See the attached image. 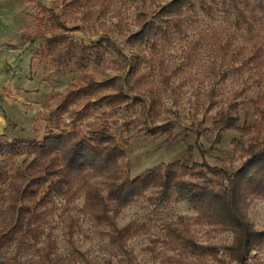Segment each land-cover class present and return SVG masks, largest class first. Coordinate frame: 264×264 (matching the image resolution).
<instances>
[{
	"label": "rangeland",
	"instance_id": "374dc122",
	"mask_svg": "<svg viewBox=\"0 0 264 264\" xmlns=\"http://www.w3.org/2000/svg\"><path fill=\"white\" fill-rule=\"evenodd\" d=\"M71 1L0 0V72L9 74L12 86L22 97L18 103L15 90L5 88L12 105L9 110L13 113L9 119L10 137L43 139L57 106L75 87L117 75L134 85L133 91L125 88L130 95L128 104L113 110L108 104L98 103L99 97L110 93L108 86L96 88L94 93L83 92L71 105L83 118L75 122V115L65 113L61 125L68 129L76 125L88 131L100 129L107 121L116 136H131L128 151L133 175L180 158L187 145L197 142L200 132L203 135L199 142L209 149L213 136L207 129L212 128L217 114L230 103L239 105L240 125L254 122L257 115L250 101L264 91V9L260 8L264 0H249L254 11L245 10L248 21L242 23L241 29L235 26V10L224 6L221 0H207L212 11L203 10L197 4L195 9L187 10L186 33L175 34L170 41L161 40L156 52L131 42L129 37L141 28L137 19L140 13H150L149 19H152L155 12L171 0H113L99 15L100 0H92L80 10L72 6ZM239 5L244 9L245 2L239 0ZM58 25L65 27L62 33L70 40L102 47L89 50L81 67L75 63L55 64L46 52V44ZM205 30L210 34L216 32L218 40L203 43L198 50L200 55L190 60L186 55L188 47L199 32ZM220 45L225 51L219 49ZM159 58H163L167 66L169 85L164 84L159 73L156 64ZM137 60L140 67L132 72ZM140 72L145 74L143 79L136 77ZM86 73H92L93 78L90 80ZM136 97L142 103H134ZM169 122L174 133H181L175 141L170 142L167 135L149 133L154 127ZM240 137L236 132H225L215 149L209 152L208 160L221 166L217 157H231L234 154L232 141ZM195 156L202 160L198 150ZM240 164L239 161L234 166ZM153 194L154 191H149L148 196ZM83 203L81 195L72 203L55 198L49 206L53 207V213L47 226L52 227L57 242L52 264H85L80 253L90 264H107V259H111L112 264H122V254L109 243L110 228L97 227L82 214L79 209ZM180 215L194 218L196 214L186 203L172 202L154 210L147 198L124 210L118 219L119 227L134 222L144 224L147 230L129 242L138 264H160L164 255L177 253L162 242L154 244L152 239L164 238L162 223L177 220ZM249 218L257 229L264 230V199L252 202ZM71 219L76 223L72 239L68 234ZM194 232L203 243L223 244L232 240L230 233L211 227L194 226ZM151 246H155V251L149 249ZM14 251L15 247L11 246L3 255L11 256ZM258 260L264 261V248L252 252L250 263ZM22 261L23 264H40L34 250L26 251Z\"/></svg>",
	"mask_w": 264,
	"mask_h": 264
},
{
	"label": "trees",
	"instance_id": "16d2710c",
	"mask_svg": "<svg viewBox=\"0 0 264 264\" xmlns=\"http://www.w3.org/2000/svg\"><path fill=\"white\" fill-rule=\"evenodd\" d=\"M91 2L72 0L71 5L80 10ZM111 2L113 0H100L102 8L97 11L98 15ZM221 2L235 10L237 29L248 21L245 10L254 11L249 0H243L244 9L239 0ZM197 4L203 10H213L207 0H171L156 11L152 19H149L150 13H140L137 19L141 28L129 40L156 52L161 40L170 41L175 34L186 33L187 10L195 9ZM260 8L264 9V5ZM64 29L61 25L55 27L46 44V52L55 64L75 63L81 67L89 50L102 47L76 43L62 33ZM212 34L207 30L199 32L186 53L190 60L200 55L198 50L203 43L218 40V34ZM219 49L225 51L222 45ZM156 64L164 84L169 85L164 59L159 58ZM139 67L140 60H137L132 72ZM85 76L93 78L92 73ZM137 76L143 79L145 74L140 72ZM104 86L111 91L97 102L108 104L113 110L129 103L126 87L134 90V85L122 75L101 82L94 79L85 86L75 87L69 97L59 103L43 139L0 135V264H23L22 255L31 250L38 254L40 264H52L57 242L52 227L47 226L53 213V207L49 206L55 198L72 203L81 195L84 203L79 211L95 226L110 228L109 243L122 254V264H138L129 242L147 230L144 224L134 222L119 227L118 219L124 210L145 198L151 201L154 210L172 202L186 203L196 214L194 218L180 215L177 220L162 223L164 238L157 237L152 242H162L177 253L164 255L160 264H251L252 252L264 248V230L257 229L249 218L252 202L264 199V91L250 101L257 115L252 124L240 125L239 105L230 103L217 114L212 128L207 129L213 136L209 149L199 142L203 135L200 132L197 142L187 145L183 156L135 176L128 151L131 136H116L107 121L100 129L88 131L76 125L71 129L61 125L65 113L75 115V122L83 118L81 112L71 109L83 92L94 93L96 88ZM134 103L142 101L136 97ZM173 130L169 122L154 127L149 133L167 135L173 142L181 136ZM228 131L241 135L232 141L234 154L217 157L221 166L213 164L208 160L209 152ZM196 150L201 154V161L196 159ZM239 161L241 164L234 166ZM149 191L154 194L148 196ZM194 226L228 232L232 240L223 244L203 243L194 232ZM75 227V220L71 219L70 239ZM11 246L15 247L14 253L4 256V251ZM149 249L155 251L156 248ZM80 254L85 264H90L87 257ZM107 264H112V260L107 259ZM253 264H264V261Z\"/></svg>",
	"mask_w": 264,
	"mask_h": 264
},
{
	"label": "crops",
	"instance_id": "0c3cea01",
	"mask_svg": "<svg viewBox=\"0 0 264 264\" xmlns=\"http://www.w3.org/2000/svg\"><path fill=\"white\" fill-rule=\"evenodd\" d=\"M6 87H9L11 89L13 88V91L15 90V87L12 86L9 74L7 75L5 73L0 72V97H3V100H0V104L2 105V108L0 109V135H9V119L13 116L12 111L9 110V108L12 109V105L10 104L9 98L7 97V94L5 92ZM14 92L16 97L18 98V103L21 102L22 97L18 96L17 90H15Z\"/></svg>",
	"mask_w": 264,
	"mask_h": 264
}]
</instances>
